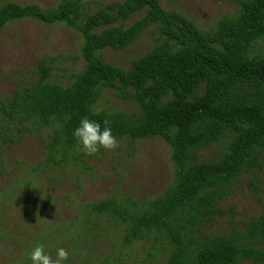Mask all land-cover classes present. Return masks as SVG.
<instances>
[{"label":"trees","instance_id":"trees-1","mask_svg":"<svg viewBox=\"0 0 264 264\" xmlns=\"http://www.w3.org/2000/svg\"><path fill=\"white\" fill-rule=\"evenodd\" d=\"M24 20L79 34L83 68L64 86L52 80L53 58L40 59L35 82L0 99V149L40 136L48 151L41 172L84 161L91 155L72 135L84 117L102 127L108 120L117 142L159 138L171 149L174 178L167 189L146 200L113 195L83 206L87 219L62 229L72 233L73 248L92 233L115 229L119 251L150 241L154 252H165L164 264H264V208L242 228L207 232L226 215L222 203L239 179L261 167L264 48L256 46H264V0L240 1L210 29L165 9L162 0L111 2L96 12L84 0H60L52 8L0 2V32ZM144 35L154 46L128 68L106 61L104 52L126 50ZM104 90L132 101L138 112L99 110ZM220 145L214 159L201 161V152ZM42 234L51 237L47 246L65 243L62 233Z\"/></svg>","mask_w":264,"mask_h":264},{"label":"rangeland","instance_id":"rangeland-1","mask_svg":"<svg viewBox=\"0 0 264 264\" xmlns=\"http://www.w3.org/2000/svg\"><path fill=\"white\" fill-rule=\"evenodd\" d=\"M8 1L52 8L60 0H0L1 3ZM124 1L84 0L92 12L111 2ZM240 1L162 0V5L167 10L184 14L202 29H210L221 19L234 14ZM140 17L133 18L130 24ZM81 43L79 34L62 25L47 26L33 20L9 25L0 32V99L10 96L18 88L32 85L38 62L45 57L54 60L52 80L64 86L71 85L70 76L83 68ZM153 46V40L144 35L128 49L109 50L104 52V57L108 63L128 68L132 60ZM262 48L263 45H258L256 51L261 52ZM97 108L112 113L138 112L132 101L119 98L112 90H104ZM46 145L47 139L28 136L13 146L0 149V264L31 263L27 256L37 243H41L45 253L53 259L56 249L66 246L64 249L69 257L63 264H164L165 252H154L150 241L121 252L120 236L115 229H108L107 232L92 233L86 242L73 248L69 241L72 233L62 229L78 218L87 219L80 212L83 206L110 196L146 200L161 195L174 178L171 149L166 143L155 138L131 146L122 140L113 150L101 149L84 161L43 173L40 167L47 159ZM221 147L201 152V161L214 159L215 152ZM222 208L226 215L219 218L208 233H228L233 227L242 228L249 220L260 216L264 208V154L260 169L254 175L239 179ZM90 218L95 219L94 216ZM47 228L50 234L58 236L62 233L60 242H65L64 245L47 246L45 243L51 237L42 234ZM67 237L68 241L65 240ZM70 250H76V253L72 255Z\"/></svg>","mask_w":264,"mask_h":264},{"label":"clouds","instance_id":"clouds-1","mask_svg":"<svg viewBox=\"0 0 264 264\" xmlns=\"http://www.w3.org/2000/svg\"><path fill=\"white\" fill-rule=\"evenodd\" d=\"M72 135L88 155L97 153L101 148L113 150L117 147V141L108 120L103 121L102 127L101 123L84 117L79 121ZM68 257L69 253L64 248H57L56 258L53 259L45 253L43 245H36L28 253L27 259L31 264H63Z\"/></svg>","mask_w":264,"mask_h":264}]
</instances>
